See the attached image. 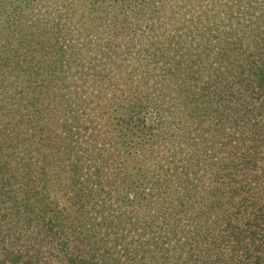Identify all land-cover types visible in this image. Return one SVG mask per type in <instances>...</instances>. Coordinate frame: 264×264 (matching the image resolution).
<instances>
[{
    "label": "trees",
    "instance_id": "trees-1",
    "mask_svg": "<svg viewBox=\"0 0 264 264\" xmlns=\"http://www.w3.org/2000/svg\"><path fill=\"white\" fill-rule=\"evenodd\" d=\"M0 264H264V0H0Z\"/></svg>",
    "mask_w": 264,
    "mask_h": 264
}]
</instances>
